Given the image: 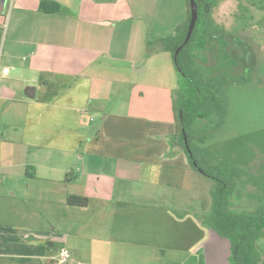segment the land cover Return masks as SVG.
I'll list each match as a JSON object with an SVG mask.
<instances>
[{
  "label": "crops",
  "instance_id": "obj_1",
  "mask_svg": "<svg viewBox=\"0 0 264 264\" xmlns=\"http://www.w3.org/2000/svg\"><path fill=\"white\" fill-rule=\"evenodd\" d=\"M190 15V0H0V264H56L62 247L70 264L161 263L171 192L197 173L170 144L178 86L131 74L168 61L160 40ZM257 247L264 264V231Z\"/></svg>",
  "mask_w": 264,
  "mask_h": 264
},
{
  "label": "rangeland",
  "instance_id": "obj_2",
  "mask_svg": "<svg viewBox=\"0 0 264 264\" xmlns=\"http://www.w3.org/2000/svg\"><path fill=\"white\" fill-rule=\"evenodd\" d=\"M211 18L228 32L246 39L255 53L256 67L249 83L222 88L219 99L227 106L226 123L206 143L199 144V147L206 150L210 163L221 166L230 175L231 172L246 171V175L239 177L238 188L234 189L237 194L234 199L245 196L253 204L257 202L258 207V199L264 194V166H259L264 161V0H219L218 6L212 10ZM173 20L171 18L170 22ZM167 32L163 33L164 36ZM151 35L155 39L156 34ZM157 45H151V54H155ZM165 56L166 54L153 56L154 59H161L147 62L144 68L139 67L138 71L131 74V78H136L137 81L159 80L160 73L163 72L169 85L175 89L178 86L177 71L172 57L168 54L167 61ZM203 58L213 64L214 58L210 53ZM222 71L237 77L243 70L230 68ZM195 172L198 181L193 183L191 190H185V193L181 190L171 192L170 202L166 205L172 218L169 222H163V227L169 229V233L164 236L168 247H164L160 264H231L233 252L230 241L203 223L204 214L212 211V193L217 188V182ZM242 180L244 185L240 183ZM253 204L249 206V201L247 209L239 211L253 212L256 209ZM151 207H157V203H153ZM176 213L180 216L173 220ZM152 257H149V261L158 264L159 261Z\"/></svg>",
  "mask_w": 264,
  "mask_h": 264
},
{
  "label": "trees",
  "instance_id": "obj_3",
  "mask_svg": "<svg viewBox=\"0 0 264 264\" xmlns=\"http://www.w3.org/2000/svg\"><path fill=\"white\" fill-rule=\"evenodd\" d=\"M196 2L198 21L195 30L176 60L175 53L186 40L191 15L177 27L174 36L160 40L163 49L171 55L178 75L176 103L181 132L170 139V144L185 152L195 171L217 182V188L212 193V211L204 214L203 223L230 241L233 252L231 264H260L262 257L257 242L264 231V210H233L231 199L235 184L224 168L207 160L199 147L225 125L228 110L219 99V94L225 86H242L251 81L256 67L255 53L246 39L227 32L211 18L219 0ZM207 53L214 58L213 64L203 58ZM230 68H242V74L232 77L223 73L222 70ZM184 130L192 156L185 146ZM67 204L85 208L89 201L85 197L70 196Z\"/></svg>",
  "mask_w": 264,
  "mask_h": 264
},
{
  "label": "water",
  "instance_id": "obj_4",
  "mask_svg": "<svg viewBox=\"0 0 264 264\" xmlns=\"http://www.w3.org/2000/svg\"><path fill=\"white\" fill-rule=\"evenodd\" d=\"M190 10H191V20H190L188 34H187V37H186V40H185L184 44L176 51L175 60L177 59L180 51L190 41V39L192 38L193 32L195 30V27H196V24H197V21H198V5H197L196 0H190ZM30 92H32V94H30ZM34 93H35V88L34 87H29L27 89V95L28 96H32L33 97ZM184 142H185V146L187 148V151H188L189 155L192 156V152H191V149L189 147L188 138H187V134H186L185 130H184Z\"/></svg>",
  "mask_w": 264,
  "mask_h": 264
},
{
  "label": "built area",
  "instance_id": "obj_5",
  "mask_svg": "<svg viewBox=\"0 0 264 264\" xmlns=\"http://www.w3.org/2000/svg\"><path fill=\"white\" fill-rule=\"evenodd\" d=\"M9 71V69H4L3 73L7 74ZM71 262V252L68 248L63 247L59 254H58V258H57V262L56 264H70Z\"/></svg>",
  "mask_w": 264,
  "mask_h": 264
}]
</instances>
